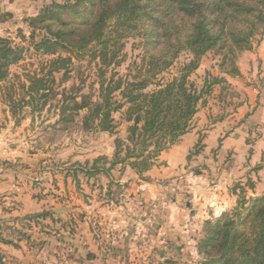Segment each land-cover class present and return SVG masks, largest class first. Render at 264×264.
<instances>
[{"label": "trees", "instance_id": "1", "mask_svg": "<svg viewBox=\"0 0 264 264\" xmlns=\"http://www.w3.org/2000/svg\"><path fill=\"white\" fill-rule=\"evenodd\" d=\"M27 21L33 29L32 40L37 29L45 30L35 46L50 54L67 51L84 58L92 51L91 44L100 45L103 76L112 66L123 65L127 57L124 41L140 39L134 47L142 52L128 71L112 72L107 83V77H102L105 84L101 83L96 101L64 96L62 117L69 108L74 111L73 117L87 110L85 128L113 134L114 113L125 110V120L131 123L125 142L132 147L121 155L124 140L117 138L113 158H98L83 172L95 175L102 170L109 172L117 164H128L143 174L161 152L191 130V121L204 97L212 93L214 85L225 80L208 73L204 86L198 88L190 76L199 68L201 58L216 51L223 55L220 67L224 72L239 75V56L252 50L264 36V0H62L43 7ZM24 52V47L0 35V83L10 80L11 67L24 60ZM183 53L190 54V59L172 73L169 70ZM47 63L40 72L17 75L23 92L17 95L21 99L13 97L14 86L7 92L13 116L17 105L22 108L33 104L34 111L38 108L36 101L44 98V106L57 80L56 74L63 72L67 77L72 72L71 55L59 54ZM165 72L171 73V78H166ZM202 148L199 140L189 160ZM100 161L106 164L98 165ZM246 192L242 184L237 185L234 193L239 197V205L233 214L217 222H205L207 236L199 243L203 256L199 264H264V193L247 200ZM49 214L43 211L33 215L30 223H42L47 217L57 219L54 213Z\"/></svg>", "mask_w": 264, "mask_h": 264}, {"label": "crops", "instance_id": "2", "mask_svg": "<svg viewBox=\"0 0 264 264\" xmlns=\"http://www.w3.org/2000/svg\"><path fill=\"white\" fill-rule=\"evenodd\" d=\"M238 65L237 110L206 124L199 111V123L143 174L117 164L69 181L66 170L12 145L0 126V264H126L135 249L190 248L204 222L236 202L235 184L250 180L251 194L262 195L264 36ZM199 140L203 148L189 160ZM43 211L57 219L30 223Z\"/></svg>", "mask_w": 264, "mask_h": 264}, {"label": "rangeland", "instance_id": "3", "mask_svg": "<svg viewBox=\"0 0 264 264\" xmlns=\"http://www.w3.org/2000/svg\"><path fill=\"white\" fill-rule=\"evenodd\" d=\"M54 1L62 0H2L0 2V35L9 37L15 44L25 48L24 60L18 65L11 67L12 75L10 80L0 83V126L4 128V138L11 140L12 145L19 147L20 151L22 150L27 154L36 155L42 165L46 162L50 166L51 163L52 166L59 167V171L66 170L67 174H70L69 181L73 182L74 177L71 174L74 173V170L83 174V168L90 167L98 158L102 157L106 160L105 157H107V160L110 161L109 156L115 152L117 138L124 140V144L121 147V155L126 154L127 148L132 147L131 143L125 142L128 137V127L131 123L125 120V110H123L114 113L116 129L113 134L98 129H87L83 121L87 110H82L78 116L73 117L74 111L69 108L66 110L64 118L62 117L64 96H75L78 101L85 97L88 100L96 101L100 94L101 83L104 82L105 84V79L102 77H107V83L112 72L120 71V73L125 74L129 69V65L142 50L134 47V45L139 44L140 39L130 38L125 40L124 52L127 57H125L123 65L118 68L112 66L106 71L105 76L102 75V71L105 68L102 66L103 63L99 57L100 45L92 46L91 44L89 49L92 51L86 53L84 58L75 57V53L72 52H60L59 54L64 57L72 56V72L67 77H64L63 72L56 74L57 80L52 85L53 89L44 106H42L45 101L44 98H41L38 102L36 101L38 108L34 111L33 104L29 105L30 103H28L22 108L17 105L16 113L13 116L10 111V96H7V92L14 86L15 93L13 97L16 96V99H21L22 96L17 95L23 93L20 79L17 75H24L28 72H40L43 65L48 64L47 62L51 58L59 55L58 53H47L43 50L44 48L41 50L36 48L35 45L42 40L45 30L37 29L36 37L32 40L30 35L33 29L30 28L27 21L30 17L38 15L43 7L52 4ZM23 35L25 38H23ZM257 43L255 42V45ZM189 59L190 54L183 53L169 71L175 73L176 67ZM238 60L236 64L240 73L239 75L231 76L226 74L225 70L220 67L223 55L211 50L201 58L199 68L190 76L191 81L198 88L204 86L208 73L225 79L221 83L214 85L212 93L206 95L200 103L198 112L202 113V117H198L199 120H204L203 124H206L207 116H209L208 120L210 122H218L219 118L225 115L227 111L228 113L235 112L244 98L242 93L244 83H242L243 77ZM138 61L141 63L139 59ZM46 70H48V65ZM164 75L166 78H171L172 76L169 72H165ZM239 81L241 86L237 84ZM28 98L29 96H26V99ZM195 116L191 121V129L197 122L199 123ZM68 117H72V119L68 120ZM196 155L194 154L191 158L193 159ZM103 164H106L105 161H100L98 165ZM36 176H39V171ZM62 181L64 180L62 179ZM241 183H244L243 186L247 191V200L260 197L252 195L247 189L253 185L250 180L235 184L233 192L235 187ZM77 185H73V187L76 188ZM236 197V202L219 213L217 217L209 218L208 220L217 222L224 219L225 216L233 214L235 208L239 205L237 194ZM248 204L250 205L249 202ZM62 206H65V204H62ZM205 222L203 228H201L200 235L196 238V243L191 244L190 248L180 242L170 246L166 245L165 249L162 247V250L159 249L158 252L150 249H145V251L141 252V250L135 249L132 253L134 255L126 264H199L203 261V256L199 252V243L207 236L204 230ZM184 249L186 250L183 251Z\"/></svg>", "mask_w": 264, "mask_h": 264}]
</instances>
